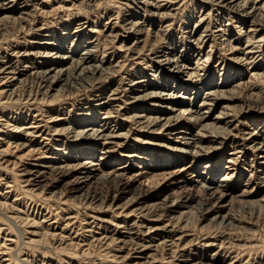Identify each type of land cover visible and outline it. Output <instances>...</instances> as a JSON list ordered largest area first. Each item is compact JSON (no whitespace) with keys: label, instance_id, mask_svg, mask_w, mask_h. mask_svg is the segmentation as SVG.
I'll use <instances>...</instances> for the list:
<instances>
[{"label":"bare ground","instance_id":"1","mask_svg":"<svg viewBox=\"0 0 264 264\" xmlns=\"http://www.w3.org/2000/svg\"><path fill=\"white\" fill-rule=\"evenodd\" d=\"M18 1L19 0H0V26L7 23L19 24L20 30H25L28 34L32 31L33 26L37 24V17L35 18L34 14H31L32 16L30 15L28 6H31L34 11H37V2L40 0H22L24 7L16 10ZM112 1L119 3L121 0ZM176 1L179 2L183 0H136V3L137 5H141L137 7V9H145V13L149 11V13H147L148 16L161 20L169 17L170 13L176 10L173 8ZM205 1L212 7L214 6L227 12L240 13L243 17L242 21H249L250 25L247 30V34H249L247 36L248 44L250 40L253 39L254 35L262 31V28L259 30L258 27L264 26V0ZM60 2L62 3L58 8L69 11L79 9L78 11L80 12L81 10L82 13H91L100 6L99 0H60ZM16 12H18V16L14 17L13 15ZM27 18L31 19L27 22ZM142 18L140 19L128 15V17L122 21L123 32L126 34L124 39H120L118 33L115 31L116 24H112L110 19L106 21L104 23L105 27L99 32L100 37H102L105 44H107L105 47L108 48V45H116V49L111 47L110 50L115 49L114 51H118L124 55L123 57H119V59L125 58V56L128 55L129 57L131 56L133 60H135L134 56L139 60L141 59L140 56H142L146 42L152 41L157 45L163 42L165 33L163 32V34L160 32L159 35L154 34V36H152L148 31L149 26H147V23L150 22H148L147 18ZM203 20L204 18L201 17L198 24H201ZM70 22L71 19L63 25V29L61 30L67 32V34H62L66 38L58 37V35L55 34L56 32L52 31H47V33L53 34H44L40 37L43 38L44 41L40 43V46H49L53 51H56L54 54L50 53L52 58L47 60V62L50 63L48 67H46V62H31L33 59L45 58L46 54H42L40 51L31 52L30 50L23 49L22 51L12 53V57L16 58L14 65L8 55L2 57L0 60V97H3L5 101H10L15 97V90L20 84L23 86L32 84L36 90L34 92L32 90L29 91L26 98L27 101H33L32 103L41 102L44 104L47 101L48 94L54 91L56 87L57 94L65 93L67 96L73 95L74 93L77 94V92H80L81 89L96 88L98 84L103 82L102 80H107L109 76L115 73V70L112 71V68L117 65L103 67L102 61L96 59L99 36L95 31H92L97 35L95 40H93V42L89 40L83 43L84 48L82 52L76 56L75 53L77 48L82 46L80 40L84 36L85 24L87 23L76 20V27L73 32L70 33L68 29L70 27ZM22 24H24V26H20ZM198 24L196 23L194 28L197 27ZM207 30L208 29L205 27V30L198 36L195 35V33L188 32L186 34V49L192 45H196L200 48L207 39L218 38L221 46L227 47L228 51L234 50L229 45L232 41L227 38V29H223L222 26H219L209 35L207 33L209 31ZM2 31L3 29H0V33ZM41 31L43 32L44 29L39 28L36 32L39 33ZM68 37L69 40H71V47L66 51L65 44ZM73 37L74 39H72ZM129 39L132 40L131 44L127 43ZM73 41L76 42L73 43ZM257 42L261 41L259 40ZM141 44L142 46L138 48ZM165 44L166 45H163L156 52L149 50L150 54L153 56V58L149 59L151 60L149 62L159 66L160 69L163 68V73H165L163 75L155 73L149 76L154 78L155 81L157 79L159 82H161L164 77L163 79L166 80V83L164 85H160L159 83L154 84V81L146 80V77L142 76V78H145V81H135L132 83L131 87H136L138 90H141L140 92H143V95L134 98L128 105L134 107L141 101L146 102L147 100H158V103L161 102V105L167 102L168 106L162 109L174 113L177 110H175V107H181L179 115L181 114L182 117H184L186 114L187 124L182 123L181 117L178 115L175 117L170 115L165 118L161 116L148 118L145 115L135 114L127 118L133 120L136 125L143 126L145 124V128L157 127L160 124L161 127H164V125L171 124L172 129L170 130V134L171 136H175L174 138L176 139L173 141V144H175L176 147L177 145L183 147L181 149H173L175 152H180L184 160L169 159L164 161L160 159L159 165L156 166L157 168L152 165L153 167H149L148 169L145 167L147 169L146 171L139 170V166L132 170L130 166L118 167L115 165L110 167L105 163L112 153V147L120 149L123 145L120 141L126 136V134L117 133L119 128L115 127L112 129L109 125L111 119L119 118L121 116L120 111L123 110L120 106L117 107V109L115 108V104L122 100L120 94L125 92L120 91L121 88L119 87L110 91L108 96L93 101L94 103L97 102L93 106L82 109H86L85 111L87 114H81L80 116L83 118L65 129H57L55 127L52 129L53 127L46 128L40 126L42 122L41 120H37L39 115H34L30 123L31 126L28 127L29 131L25 130L24 134L20 135L23 141L14 146L15 150H27L26 153L17 158H15L16 156L14 155L15 157H13V160L7 159L9 156L8 148L11 147L10 144H7V148L0 149V164L5 169L9 167L11 168L10 170L15 169V180L19 183L24 193L37 197L50 194L51 190L56 189V191H58V200L61 203L63 202V205L71 201H78L79 206H83L89 210L90 214L87 216V220H90V222H85V220V223H83V226H85L80 229V233L73 237L83 239L80 242L81 244L77 243L78 247L84 248L91 245H98L101 248L108 249L111 246L114 253H116L114 259L119 263L126 262L128 264H234L232 261L234 259L227 256L223 251L232 247L233 242L231 234L227 232L232 227L235 220L233 214H230L231 212L233 213V211H231V205L235 200L237 203H246L252 193L246 188L247 184H244V187L240 189L239 193L235 194V183H237V180L234 178L235 176L233 174L235 171L233 165L234 161L231 163L233 159L230 157L227 160L228 165L224 167L225 172L219 177L217 183L215 178L220 172L218 164L206 163L199 176L195 175L196 169L194 165L196 158L200 157L202 153H209L215 150V148H211L209 145H220V139L226 137L225 131L217 127V125L224 123V121L228 119L226 114H219L210 124H202L210 119V116L207 114H209L212 108L211 106H214L216 100L219 99V92L217 89L221 83L217 86L211 83L209 74L204 70L203 64L210 59L208 53H205L204 58L199 52L197 55L193 56V59L192 55L191 58L188 59L186 56L176 54L180 52L183 54L185 50L183 47L180 46L181 50L178 51V45L169 44V42ZM114 51L112 52L115 53ZM246 54H255L254 47L252 50L247 51ZM21 60L25 61L29 66H20ZM190 62H192L191 66ZM122 65L123 64L118 67L121 68ZM184 77L187 79L182 81ZM250 77H255V75L251 74ZM143 82L145 85H142L144 84ZM170 83H173L174 87L172 89L167 88L168 86L166 84ZM203 87H208V89L207 92L203 93L198 108L207 109L208 112L205 111L200 113L199 110L192 111L190 107L193 106L194 100L196 101L198 99V93ZM149 89L152 90L148 91ZM212 89H214V91H212ZM191 90L194 92L193 94L195 97H190L188 94ZM100 96H102V94H100ZM253 103L262 106L264 109V97L257 96ZM86 104L90 105L88 101ZM154 106L157 105L154 104L152 107ZM185 106H187V108H185ZM97 110L101 111L100 113L103 115V119L99 124L95 123V114L98 112ZM57 120L56 117L49 118V124H53L57 122ZM162 122H164V124H162ZM85 123L86 125H84ZM225 126L228 127L229 124ZM198 127V132L211 133V135L208 137L206 133L197 132V134L194 135L183 132L184 130L187 131L190 128ZM76 128L80 130L75 131ZM51 131H53L54 136H63L64 133H66V136L73 134V136H75L73 137L74 142H83L85 145H75L71 147L68 143H65L64 151L61 154L59 153V158L53 156L51 159H45L46 154L58 151L57 149L54 150L51 144H48L49 141L51 142ZM253 134L255 133L253 132ZM253 134H246L251 137L248 143H252L253 145L249 149L264 154V143L255 142L256 139H253ZM9 136L10 135H8V137ZM36 140L43 141L44 145L36 151L35 149L31 150L30 147ZM25 156L30 157V163ZM82 157H84V159L77 162V158ZM133 157L134 155L125 156L127 159ZM261 158L264 159V156L260 157V159ZM131 161L132 160H127L126 163H130ZM257 165L258 168L262 167L264 162H257ZM155 172L159 174H154ZM154 177H161L164 182L153 184L151 183V179ZM168 181L170 184L166 185ZM127 195H129L130 198L124 202L125 204L118 205L117 203ZM134 200L140 201V204H137ZM149 201H154V203L146 205ZM135 203L138 208L129 211L125 216L127 218L134 216L137 219L136 221H141L143 223L141 227L135 228V221L131 225L123 221L124 224L122 226L113 225L116 230L95 231L96 227L99 228L107 222L99 215L104 209L114 210L116 212L121 210L117 214V216H121L123 212L128 210L131 204ZM3 205L4 204L0 203V207ZM33 205L34 209L37 211H39L40 208L41 210H48L43 204L38 205L34 203ZM10 210L9 213L12 216L7 217V220L21 221V223L24 224L23 226L31 229L28 232L30 238L27 240L29 243L37 245L43 240L42 238H48L49 241L58 243V246L62 247H66L72 243V239H70V236H68L66 232H68V230H73L72 228L75 224L76 217L68 214L62 219L64 225L60 229V232L57 233L55 231L58 230L57 227L60 220H58L57 216H50V209L46 215H41L40 213L41 221L39 223L34 221V219H36L35 215L32 220H29L28 217L22 219L18 211H15L13 208H10ZM151 211L153 212L151 216L154 217L153 221H149L150 215L148 214H151ZM190 212L194 214H202V212H204L203 215L205 217L210 218V221L216 223V226H218L217 231L208 232L202 235L203 237L197 236V234L191 231L190 223H187V219L184 220V218H186L185 215ZM168 213H178L177 217L170 218V220L167 219L170 223L173 221V225L170 224L172 226V228L170 227L171 230H168L169 224L160 226ZM151 222H155V224ZM144 224L149 226H145ZM141 228L143 230H140ZM161 236L164 238L159 240ZM198 242L206 243L205 246L209 249L217 248V252L212 255L213 258L205 263L202 261L199 262L200 260L198 261V259L193 257V251L191 250L194 247L196 248L195 243ZM217 242H219V245L216 244ZM7 250L9 249H7L5 245H0V264H10V258L6 255ZM220 251L222 252L221 256L219 255ZM160 260L162 263H160ZM32 264L38 263L33 261ZM40 264L44 263L41 262Z\"/></svg>","mask_w":264,"mask_h":264},{"label":"rangeland","instance_id":"2","mask_svg":"<svg viewBox=\"0 0 264 264\" xmlns=\"http://www.w3.org/2000/svg\"><path fill=\"white\" fill-rule=\"evenodd\" d=\"M111 1L112 0H99L100 6L98 5L99 7L95 10L96 12L92 11L91 13H82L81 10L80 12L78 11L79 9L69 11L58 8L62 3L60 0H40L37 2V9L39 11H34L31 6H28V12H30V15L34 14V17H37V24L33 26L32 31L28 34L25 30H20L18 26L19 24L7 23L0 26V29H3L0 33V60L3 56L8 55V57L12 60L13 65L15 64L16 58L12 57V53H16L17 51H22L24 49L30 50L31 52L40 51L42 54H46L45 58L33 59L31 62H46V67H48L50 63H48L47 60L52 58L50 55L54 54L56 51H53V49L49 46H40V43L44 42L43 38L40 37L44 34H53L47 33V31H52L56 32L55 34H57L58 37L60 36L66 38L62 34H67V32L61 30L63 29V25H65L67 21H70V19V27L68 28L70 33H72L76 27V20L87 23L85 24L84 36L80 40L82 46L86 41L90 40L93 42L97 36L96 34H98L99 46L96 59L102 61L103 67L117 65L112 68V71L115 70V73L112 74V76H109L107 80H102L103 82L98 84L96 88L81 89L80 92H77V94L74 93L73 95L67 96L65 93L57 94L56 87L54 88V91L48 94L47 101L44 104L41 102L32 103L33 101H27L26 98L29 91L32 90L34 92L36 90L32 84L27 86L20 84L15 90V97L10 101H5L3 97H0V127H2L0 128V149L7 148V144H10L11 147L8 148L9 156L7 159L13 160V157L15 156V158L23 156L27 150H15L14 146L15 144L23 141L20 135L24 134L25 130L29 131L28 127L31 126L30 123L34 115H39L37 120H41L42 125L40 126L46 128L53 127L52 129H54V127L57 129H65L83 118L80 115L87 114L85 111L87 107L93 106L97 103H94L93 101L108 96L110 91L120 87V91L125 92L120 94L122 100L121 102L115 104V108L117 109V107L120 106L123 110L120 111L121 116L116 119H111L109 125L112 129L115 127L119 128L117 133L123 135L126 134V136H124L125 138H122L120 141L123 144L120 149L112 147V153L105 163L110 167L115 165L118 167L130 166L132 167V170L139 166V170L146 171L149 167L158 166L160 159L164 161L169 159L184 160V157L181 156L180 152L174 151L175 148L181 149L183 147L179 145L176 147V145L173 144V141L176 139L174 138L175 136H171L170 134V130L172 129L171 124V126L168 124L161 127L160 124L157 127L145 128V124L143 126L136 125L133 120L128 118L135 114L145 115L148 118H155L159 116L165 118L170 115L174 117L178 115L181 117L182 121H180L187 124L186 114L184 117H182L181 114L179 115L181 107H175V110H177L174 113L163 110L162 108L167 107L168 103L166 102L161 105V102L158 103V100H147L146 102L141 101L134 107L129 106L128 103L132 102L134 98L139 96L141 97L143 95V92H140L141 90H138L136 87L132 88L131 85L135 81H145V78H142V76L146 77V80H152V82L154 81V84L159 83L160 85H164L166 83V80L163 79L164 77L162 78V81L159 82L157 79L155 81L154 78L149 76L151 74L154 75L155 73H159L160 75L165 73H163V68L160 69L159 66L149 62L151 61L149 59L153 58L149 50L156 52L163 45H166V42L178 45V51L181 50V47H183L185 49L184 53L182 54L180 52L176 54L186 56L188 59L191 58V55L193 59V56L197 55L199 52L204 58L205 53H208L210 59L203 64L204 70L209 74L211 83L216 86L219 83H221V85L217 89L219 92V99L216 100L214 106H211L212 108L209 107L211 109L207 115L210 116V119L206 120L202 124H210L216 116H219V114H226L228 119L225 120L224 123L217 125V127L222 128L226 134V137L220 139L219 142L221 144L209 145L211 148H215V150L210 151L209 153H202L200 157L196 158L194 164L196 169L195 175H201L203 166L206 163L218 164L220 172L215 178L217 183L219 177L225 172L224 167L228 165V158L230 157L233 159L231 161V163L234 161L233 165L235 171L233 174L235 176L234 178L237 180V183H235V194L239 193L240 189L244 187V184H247L246 188L252 193V195L246 203H237L236 200L232 203L231 211H233V213L231 212L230 214H233L235 220L232 227L227 232L231 234L233 242L232 247L223 251L227 254V256L234 259L232 260L234 264H264V165L262 166L263 168H258L257 165V162H264L263 158L260 159V157H263L264 154L254 152L249 149L253 145L252 143H248L249 138L251 137L246 135L251 133L253 134L254 132L255 134H253V139H256L255 142L264 143V109L262 106L255 105L253 103L257 96L264 97V26L258 27L259 30L262 28V31L257 35H254L253 39L250 40L248 44L247 36L249 34H247V30L250 25L249 21H242L243 17L240 13L227 12L223 9L221 10L217 7H212L205 0L176 1L174 6L172 5L176 10L170 13L169 17L161 20L157 18L156 20L155 18L148 16L147 13H149V11L145 13V9H137V7H140L141 5H137L136 0H121L119 3ZM22 7H24V3L22 0H19L16 5V10H19ZM128 15H132L140 19L143 16L147 18L148 22H150L147 23V26H149L148 31L152 34V36H154V34L159 35L160 32L165 33H163L165 36L164 41L160 42L158 45L152 41L146 42L142 56H140L141 59L139 60H137L135 56V60H133L131 56L129 57L128 55L125 56V58H120V60L119 57H123L124 55L118 51H114L117 46L108 45V48L105 47L107 44H105L104 39H102L99 35V32L103 30V27H105L104 23L110 19L112 24H116L115 31L118 33L119 38L124 39L126 34L123 32L122 21L126 19ZM13 16L17 17L18 12H16ZM201 17L204 18V20L201 24H198ZM30 19L31 18H27V22ZM196 23L198 26L194 28ZM20 26H24V24ZM219 26L228 30L227 38L232 41L229 45L234 50L228 51L227 47L221 46L218 38L207 39L200 46V48L196 45H192L186 49V34L188 32L195 33V35L198 36L203 30H205L206 27L208 29L207 31H209L207 32L209 35ZM39 28L44 29V33L42 31L37 33L36 31ZM92 31H95L96 34ZM72 39H74V37ZM259 40L261 42H257ZM74 42L76 41H73V43ZM127 43L131 44L132 40L129 39ZM82 46L77 48L75 53L76 56L82 52V49L84 48V46ZM140 46H142V44L139 45L138 48ZM70 47L71 40H69L68 37L65 44L66 51H68ZM111 47L115 49L110 50ZM253 47L255 54H246L247 51L252 50ZM121 64H123V68L122 66L119 68V65ZM191 64L192 62H190V66ZM26 65L29 66V64L21 60L20 66ZM251 74L255 75V77H250ZM186 79L187 78L184 77L182 81ZM142 85H145V83ZM166 85L168 86V89H172L174 87L173 83ZM207 89L208 87L201 88L198 93V99L196 101L194 100V103L192 104L193 106L190 107L192 111L199 110L200 113L205 111L208 112L207 109L198 108L200 99L203 96V93L207 92ZM151 90L152 89H149L148 91ZM212 91H214V89H212ZM193 93L194 92L192 90L188 92L190 97H195ZM100 94H102V96H100ZM87 101L90 105L86 104ZM154 104L157 106L152 107ZM84 108L86 109L82 110ZM185 108H187V106H185ZM100 112L101 111H98L95 114L96 124H99L103 119V115ZM55 117L58 119L57 122L49 124V118ZM162 124H164V122H162ZM226 124H229V126L226 127ZM84 125H86V123ZM78 130L80 129H75V131ZM198 131L199 127L190 128L187 131L184 130L183 132L196 135ZM198 133L206 132L200 131ZM8 135H10V138ZM210 135L211 133H206V136L209 137ZM50 136L51 142L49 141L48 144H51V146L54 147V150L57 149L58 151L46 154L45 159H51L53 156L59 158V155L64 151L63 149L65 143H68L71 147L75 145H85L83 142H74L73 137L75 136H73V134L66 136V133H64L63 136H54L53 131H51ZM42 142L43 141L41 140H36L34 144L32 143V146L30 147L31 150H38L44 145V142ZM131 155H134V157L129 159L125 158V156ZM25 158H28L29 163L31 162L30 157L25 156ZM77 159V162H79L82 161L84 157ZM127 160L132 161L130 163H126ZM10 169V167L5 169L0 164V203L5 205L0 207V245L3 244V246L5 245L7 249H9L6 251V255L10 258V264H32L33 261L38 264L41 262L44 264H128L126 262L119 263L114 259V255L116 253H114L111 246L108 249L101 248L98 245H91L84 248L78 247L77 243L81 244L80 242L83 239L73 237L80 233V229L85 226H83V223L90 222V220H87V216L90 214L89 210L83 206H79L78 201H71L63 205V202L61 203L58 200V191H56V189L51 190L50 194L37 197L24 193V191L20 188L21 186L19 183L15 180V169ZM158 172H155L154 174H157ZM161 180V177H154L151 179V183L157 184L164 182ZM169 184V181L166 182V185ZM129 198L130 196L127 195L117 204H123ZM134 201L137 204H140V201ZM34 203L38 205L43 204L48 210L50 209V216H57L58 220H60L57 227L58 230L55 231L57 233L60 232V229L64 225L62 219H64L68 214L76 217L75 224L72 228L73 230H68V232H66V234L70 236V239H72V243L70 245L66 247L58 246V243L49 241L48 238H42L43 240L38 243L39 245H33L27 240L30 238L28 232L31 229L23 226L24 224L21 223V221L7 220V217L12 216L9 212L11 211L10 208H13L15 211L20 213L19 216L22 219L28 217L29 220H32L35 215L36 219H34V221L39 223L41 221V215H46L49 211L45 209L41 210V208L39 211L35 210L33 205ZM136 203L131 204L128 207V210L123 212L121 216H117L121 210L116 212L114 210L104 209L99 215L107 222L99 228L96 227L95 231L116 230L113 225L122 226L124 224L123 221L128 225L133 224L135 221V228L141 227L143 223L141 221H136L137 219L134 216H130L128 218L125 216L129 211H132L133 209L136 210V208H138ZM153 203L154 201H149L146 205ZM203 214L204 212H202V214H194L190 212L187 213L185 215L186 218H184V220L187 219V223H190L191 231L197 234V236L205 235L208 232H216L218 228L216 223L210 221V218L205 217ZM148 215H150V218L148 217L149 221H153L154 217H151L153 212ZM177 216L178 213H168L164 217L160 226L169 224V228H172L171 225H173V221L170 223L169 220L170 218ZM151 223L155 224V222ZM169 228L168 230H171V228ZM140 230L143 229L141 228ZM164 237H159V240ZM216 244L219 245V242ZM205 245L206 243L204 242L195 243L196 248L194 247L191 250L193 251V257L198 259V261L200 260L199 262H207L209 259L213 258L212 255L217 252V248L209 249ZM221 254L222 252L220 251L219 255L221 256ZM160 263H162L161 260Z\"/></svg>","mask_w":264,"mask_h":264}]
</instances>
